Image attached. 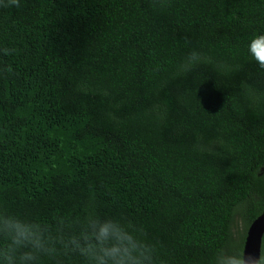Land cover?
Masks as SVG:
<instances>
[{"label":"trees","instance_id":"trees-1","mask_svg":"<svg viewBox=\"0 0 264 264\" xmlns=\"http://www.w3.org/2000/svg\"><path fill=\"white\" fill-rule=\"evenodd\" d=\"M250 49L264 55V0L0 6V214L40 230L38 264H89L73 242L94 218L133 233L148 264H242L264 210Z\"/></svg>","mask_w":264,"mask_h":264},{"label":"clouds","instance_id":"clouds-1","mask_svg":"<svg viewBox=\"0 0 264 264\" xmlns=\"http://www.w3.org/2000/svg\"><path fill=\"white\" fill-rule=\"evenodd\" d=\"M21 0H0V6L20 7ZM261 67H264V55L255 54ZM198 53L191 52L186 57V67L191 68L198 60ZM16 217L0 214V235L8 244L0 253L2 264H38L41 254L49 249L38 228L30 226L21 230L16 225ZM77 250L84 255L89 264H148L143 245L133 233L114 219H90L85 229V237L74 241Z\"/></svg>","mask_w":264,"mask_h":264},{"label":"water","instance_id":"water-1","mask_svg":"<svg viewBox=\"0 0 264 264\" xmlns=\"http://www.w3.org/2000/svg\"><path fill=\"white\" fill-rule=\"evenodd\" d=\"M263 235L264 210L248 227L242 250V264H259Z\"/></svg>","mask_w":264,"mask_h":264},{"label":"rangeland","instance_id":"rangeland-1","mask_svg":"<svg viewBox=\"0 0 264 264\" xmlns=\"http://www.w3.org/2000/svg\"><path fill=\"white\" fill-rule=\"evenodd\" d=\"M243 229H244V223H243L242 219L237 218L236 223H235V230H234L235 233L240 234V232H242Z\"/></svg>","mask_w":264,"mask_h":264}]
</instances>
